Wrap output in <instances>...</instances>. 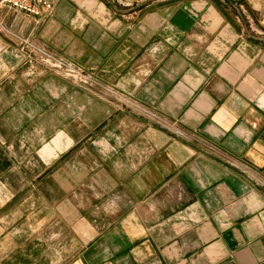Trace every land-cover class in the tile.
I'll list each match as a JSON object with an SVG mask.
<instances>
[{"label": "crops", "instance_id": "0c3cea01", "mask_svg": "<svg viewBox=\"0 0 264 264\" xmlns=\"http://www.w3.org/2000/svg\"><path fill=\"white\" fill-rule=\"evenodd\" d=\"M47 1L0 4V264H264V0Z\"/></svg>", "mask_w": 264, "mask_h": 264}, {"label": "built area", "instance_id": "2783aa9c", "mask_svg": "<svg viewBox=\"0 0 264 264\" xmlns=\"http://www.w3.org/2000/svg\"><path fill=\"white\" fill-rule=\"evenodd\" d=\"M0 4L35 16L41 15L44 10L51 12L54 9V4L47 0H0ZM28 49L30 53L27 55V58L30 63L29 72L31 75H35L38 72L37 67L44 66L47 69L71 78L81 86L86 87L99 84L97 78L92 73L77 65L57 58L49 52L30 43Z\"/></svg>", "mask_w": 264, "mask_h": 264}]
</instances>
